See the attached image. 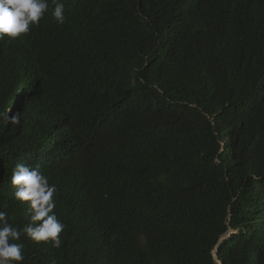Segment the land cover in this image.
Masks as SVG:
<instances>
[{"label": "trees", "instance_id": "16d2710c", "mask_svg": "<svg viewBox=\"0 0 264 264\" xmlns=\"http://www.w3.org/2000/svg\"><path fill=\"white\" fill-rule=\"evenodd\" d=\"M62 2L0 40V208L38 164L66 225L24 264H264V0Z\"/></svg>", "mask_w": 264, "mask_h": 264}, {"label": "clouds", "instance_id": "9594fccd", "mask_svg": "<svg viewBox=\"0 0 264 264\" xmlns=\"http://www.w3.org/2000/svg\"><path fill=\"white\" fill-rule=\"evenodd\" d=\"M46 13L51 14L58 25L66 22L62 0H51V4L49 0H0V40L5 37L16 40L29 34L33 27L39 26ZM10 111L12 108L8 109ZM10 121L19 122L15 116L10 117ZM10 184L14 189L12 197L26 204L28 223L21 226L10 222L9 214L0 208V264H24L25 239L51 243L52 247L60 248L61 233L66 225L55 211L57 185L50 183L40 165L16 162ZM232 233L234 230L231 229L230 235ZM227 237L226 234L221 240ZM216 261L222 264L218 258Z\"/></svg>", "mask_w": 264, "mask_h": 264}, {"label": "bare ground", "instance_id": "6f19581e", "mask_svg": "<svg viewBox=\"0 0 264 264\" xmlns=\"http://www.w3.org/2000/svg\"><path fill=\"white\" fill-rule=\"evenodd\" d=\"M227 235L230 236V231L228 232ZM224 240H225V239H224ZM221 241H223V240H221ZM216 255H217V248L214 249V256H216Z\"/></svg>", "mask_w": 264, "mask_h": 264}]
</instances>
